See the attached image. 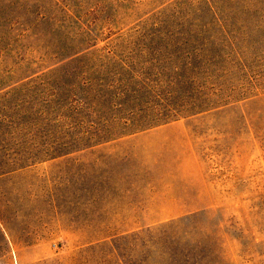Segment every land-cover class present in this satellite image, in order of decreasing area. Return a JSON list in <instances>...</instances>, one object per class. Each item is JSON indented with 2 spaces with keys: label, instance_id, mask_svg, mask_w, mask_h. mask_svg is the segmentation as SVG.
I'll list each match as a JSON object with an SVG mask.
<instances>
[{
  "label": "rangeland",
  "instance_id": "rangeland-1",
  "mask_svg": "<svg viewBox=\"0 0 264 264\" xmlns=\"http://www.w3.org/2000/svg\"><path fill=\"white\" fill-rule=\"evenodd\" d=\"M4 2L3 20L10 12L27 17V9L36 15L69 9L75 18L64 37L82 29L100 46L130 30L200 34L203 60L212 49L214 62H223L227 52L228 67L245 65L242 72L231 68L230 79L248 81L236 94L264 89V0ZM31 47L22 41L0 61V89L12 83V67L41 62L44 48ZM36 82L25 86L40 87ZM260 91L202 125L179 119L1 175L0 264H156L174 239H160L156 231L153 238H137L134 231L171 221L182 231L188 225L211 235L219 225V251L229 264H264Z\"/></svg>",
  "mask_w": 264,
  "mask_h": 264
},
{
  "label": "trees",
  "instance_id": "trees-1",
  "mask_svg": "<svg viewBox=\"0 0 264 264\" xmlns=\"http://www.w3.org/2000/svg\"><path fill=\"white\" fill-rule=\"evenodd\" d=\"M4 1L0 16L9 9ZM25 13L0 19V61L22 41L33 51L43 47L44 55L41 62L12 67V83L0 89V176L179 119L202 125L264 90L259 85L254 95L236 94L248 81L230 79L231 68L242 72L245 65L228 67L227 52L223 62H214L212 49L203 60L200 34L191 31L130 30L100 46L82 29L64 37L66 23L75 18L69 9ZM26 81L40 87L25 86ZM181 225L139 227L133 235L153 238L156 231L160 239H174L156 264H229L219 251V225L212 235L188 225L182 231Z\"/></svg>",
  "mask_w": 264,
  "mask_h": 264
}]
</instances>
